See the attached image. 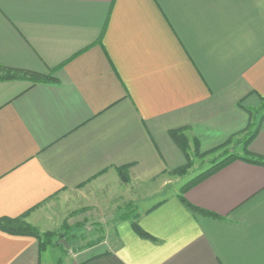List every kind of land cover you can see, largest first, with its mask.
Here are the masks:
<instances>
[{"label":"crops","instance_id":"1","mask_svg":"<svg viewBox=\"0 0 264 264\" xmlns=\"http://www.w3.org/2000/svg\"><path fill=\"white\" fill-rule=\"evenodd\" d=\"M1 69L53 79L0 80V218L54 231L105 210L123 168L131 190L118 197L146 237L117 220L59 256L0 231V264H264V165L241 158L264 160V111L246 138L264 96V0H0ZM234 147L238 158L184 194L212 216L178 190L148 203L186 176L172 171L189 151Z\"/></svg>","mask_w":264,"mask_h":264},{"label":"rangeland","instance_id":"2","mask_svg":"<svg viewBox=\"0 0 264 264\" xmlns=\"http://www.w3.org/2000/svg\"><path fill=\"white\" fill-rule=\"evenodd\" d=\"M1 74H3L2 71H0V75ZM250 112L252 115V125L249 126L248 128L246 138L247 136L251 134V131L256 127L258 117L261 114V112H263V110L256 109V110H250ZM231 152L238 153L239 148L234 147V149H231ZM189 154L191 156V161H190V165L186 168V176L181 177V178L168 177V180L170 182L164 185L162 189H159L161 191L158 192V194H155L153 197L149 198L148 203L158 200V197H160L161 195L171 194L174 191L179 190L180 185H182L184 181L185 182L187 180L189 181L190 179L195 177L197 174H199L203 170L210 167L211 162L214 159L218 160L224 157V155L220 154V152H217V154H219V157H216L215 152L208 154L206 156H203V157H199L198 155H196V153L193 154L192 151H189ZM128 180L126 182L121 180V182L123 183L122 184L123 191L128 192V190H131L128 188V185L125 186ZM108 186L106 187V190H105V195L108 200V203H106L107 206L105 208L106 211L105 210L100 211L96 207H88L83 212L78 211L70 215L68 221L62 222L59 225L58 229L56 230L54 229V231H52V232L60 231L61 226L64 223H66L70 227L76 224H79L77 228H74V229L72 228V230L67 233V237L64 238L61 236H58V237L56 236L54 238L53 241L56 242V246H53V247H57L55 251L58 252L59 256L66 255L68 253H75L76 251L82 248H86L89 244L90 246H93V244L100 242L101 240H104L106 232L110 230V227L113 225V223L119 220L118 216L120 215V212H119L120 209L124 210L125 206L127 205L133 207L134 209L137 208L135 203L126 202L125 200L120 199V197H118L120 193H123L122 190L115 187V185H108ZM141 187H139V190L142 189ZM148 203L147 204L143 203V204L148 205ZM52 228H55V225L52 224L50 226V229ZM58 264H60V262Z\"/></svg>","mask_w":264,"mask_h":264},{"label":"trees","instance_id":"3","mask_svg":"<svg viewBox=\"0 0 264 264\" xmlns=\"http://www.w3.org/2000/svg\"><path fill=\"white\" fill-rule=\"evenodd\" d=\"M1 71L3 72V74L0 75V80L10 79V78L18 77L21 75L22 76H28L30 78V80L33 82L49 81V80L53 79L51 77V75H41L38 73H31V72H26V71H18V70L16 71V70H10V69H1ZM260 99L263 101L261 106H260V109L264 111V96L260 97ZM249 113L251 115L250 111H249ZM263 116H264V112L262 113V116L260 117V119ZM251 125H252V123L250 124V126ZM257 129L258 128L255 127L251 131L250 138H252L256 134ZM169 134H170V137L174 140V142L178 145V147L183 152H186V150L189 149L188 142L180 130H172L169 132ZM247 143H248V140H245L244 144H247ZM215 150H217V148H214L212 150H209V151L202 153V154H199V155L205 156L207 154L213 153ZM224 155L225 156L221 159H218V160L214 159L211 162V165L209 168L205 169L204 171H202L201 173H199L198 175H196L195 177H193L192 179H190L189 181L185 182L183 185L180 186V188L178 190L177 197L180 200V202L186 208L190 209L193 212H198V213L201 212L203 214L212 216V214H210L206 211L200 210L197 207L190 204L188 201H186L184 194L191 186H193L194 184L198 183L200 180L208 177L209 175L213 174L214 172H216L220 168L226 166L227 164H229L230 162H232L233 160L238 158V156L233 152L227 153V151H226ZM241 158L246 160V161H249V162L264 165V160L261 159L260 157H247L246 156V157H241ZM189 165H190V162L188 161L186 165H184L178 169H175L172 172L176 173V174H184L186 172V168ZM118 173H119L122 181L126 182L128 180L127 172L125 169H123V168L118 169ZM119 212H120V215L118 216L119 220H129L132 229L138 235H140L142 237H146V234L141 230V228L139 227V225L137 223L138 215L136 213V209L127 205V206H125L124 210L120 209ZM78 226H79V224H76V225L70 227L69 225L64 223L61 226V230L58 232H52V231L39 232L34 226L23 221L22 217H16V218L1 217L0 218V231H3L5 233L11 234V235L32 236L37 240L38 247H39L40 251H44L48 247L56 246V242L53 241L56 236L57 237L61 236V237L65 238V237H67V233L69 231H71L72 228L74 229V228H77Z\"/></svg>","mask_w":264,"mask_h":264}]
</instances>
